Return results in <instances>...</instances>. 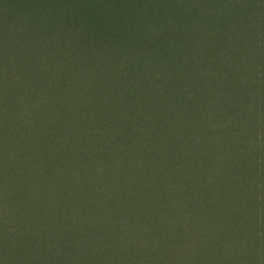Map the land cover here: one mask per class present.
<instances>
[{"label":"rangeland","instance_id":"1","mask_svg":"<svg viewBox=\"0 0 264 264\" xmlns=\"http://www.w3.org/2000/svg\"><path fill=\"white\" fill-rule=\"evenodd\" d=\"M261 232L264 0H0V264H254Z\"/></svg>","mask_w":264,"mask_h":264},{"label":"trees","instance_id":"2","mask_svg":"<svg viewBox=\"0 0 264 264\" xmlns=\"http://www.w3.org/2000/svg\"><path fill=\"white\" fill-rule=\"evenodd\" d=\"M166 161L168 163L167 159H166ZM164 163H166V162H164ZM259 241H262L261 244H263L264 232H261L260 237H259ZM252 257H253L252 261L254 264H264V247L260 246V248H257L256 252L254 253V255ZM225 263L226 264H235L234 261H232L231 259L227 260Z\"/></svg>","mask_w":264,"mask_h":264}]
</instances>
